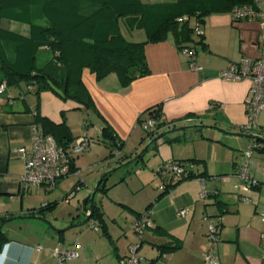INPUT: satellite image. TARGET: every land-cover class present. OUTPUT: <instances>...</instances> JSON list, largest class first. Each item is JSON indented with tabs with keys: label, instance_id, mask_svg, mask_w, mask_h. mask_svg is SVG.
I'll use <instances>...</instances> for the list:
<instances>
[{
	"label": "crops",
	"instance_id": "0c3cea01",
	"mask_svg": "<svg viewBox=\"0 0 264 264\" xmlns=\"http://www.w3.org/2000/svg\"><path fill=\"white\" fill-rule=\"evenodd\" d=\"M33 23H47L41 4L35 0H0L1 62L13 65L11 51H19L15 38L5 32L28 37ZM118 25L127 40L145 42L149 71L121 84L115 73L97 79L89 68H83L81 78L92 107L62 99L51 90L23 91L21 81L14 85L15 90L0 97V218L16 217L2 226L5 238L0 245V264H59L52 253L57 246L78 253L61 264H116L129 253V247L123 255L117 251L114 257L110 247L117 248V243L97 234L100 228L67 227L87 214L99 176L132 159L159 134L162 136L156 146L151 145L137 159L143 165L151 163L141 172V187L148 193L143 204L122 197L126 195L120 186L127 168H121L123 172L117 178L106 179L104 188H97L101 191L98 198L94 193V204L102 212L107 231L106 216L129 225L148 207L151 224L133 243L148 263L208 264L203 252L209 245L206 234L210 220L219 224L220 240L214 247L220 264H264V148L252 147L254 141L264 146V140H254L240 129L247 121L245 100L251 81L226 80L218 75L243 56L258 54L257 22L235 21L227 9L211 10L204 16L201 40L191 36V18L178 22L157 41H147L148 29L138 15L123 17ZM181 41L195 48L201 68H191L188 56L179 48ZM36 112L55 123L65 121L73 142L85 135L93 140L75 154V171L60 178L51 190L42 184L20 181L25 157L18 148L30 152ZM153 112L162 114L165 123L148 133L139 126L138 118H148ZM257 125L264 137V111ZM105 126L116 138L104 130ZM109 151L117 154L113 163ZM246 151H250L249 157ZM247 159L249 173L258 183L242 191L237 174ZM167 160L183 162L185 170L198 175L180 180L172 173L155 175V167ZM202 181L208 190L204 200L199 197ZM77 184L82 185L76 193L73 189ZM103 196L126 205L133 215L124 214L123 220H117L115 213L103 206ZM60 204L65 209L55 215ZM118 207L122 206H117V212L121 210ZM183 208L186 214L178 215ZM28 215L42 216L51 225L40 218L24 217ZM51 226L66 229L55 231ZM163 246L172 248L162 250Z\"/></svg>",
	"mask_w": 264,
	"mask_h": 264
},
{
	"label": "trees",
	"instance_id": "16d2710c",
	"mask_svg": "<svg viewBox=\"0 0 264 264\" xmlns=\"http://www.w3.org/2000/svg\"><path fill=\"white\" fill-rule=\"evenodd\" d=\"M250 2L252 0H35V3L41 4L47 23L31 24L32 32L28 37L12 31L5 32L15 38L18 52H24L28 59H32V64L26 71H18L0 60V80L4 79L8 84L25 80L28 85L34 86L33 91L51 90L62 99H72L89 108L93 101L81 78L83 68H89L97 79L115 73L121 84H127L149 71L144 52L145 42L127 40L120 31L119 19L138 15L148 29L147 41H157L163 39L168 30L178 22L187 21H178L179 17H194L197 25L203 29L204 16L209 11L227 9L231 12L235 5ZM192 29L193 27L190 29L191 36ZM195 38L201 40L202 36ZM183 42L185 41H181ZM40 49L48 50L49 56L43 63L36 64ZM153 113L152 115H157ZM35 122L65 149L74 140L65 121L55 123L36 112ZM104 130L116 138L108 126ZM117 144L121 146V142L117 141ZM255 148L261 149L262 145L259 143ZM177 162L184 166L183 162ZM71 171H75L73 165ZM107 175L108 173L98 189L104 188ZM196 175L198 174L186 170L185 174L178 176V180ZM43 209L44 207L40 208ZM91 218L98 219L102 233L109 236L102 212L95 204ZM5 219L6 217L0 218V223ZM3 238L5 236L0 231V245ZM171 248L163 246L162 250ZM150 263L152 262L148 264Z\"/></svg>",
	"mask_w": 264,
	"mask_h": 264
},
{
	"label": "built area",
	"instance_id": "2783aa9c",
	"mask_svg": "<svg viewBox=\"0 0 264 264\" xmlns=\"http://www.w3.org/2000/svg\"><path fill=\"white\" fill-rule=\"evenodd\" d=\"M232 19L239 20H255L258 24V54L256 56H243L239 61L232 62L227 67L219 71V76L226 80H238L247 78L251 81L249 94L245 100L247 121L241 126V130L251 135H260L257 118L264 111V0H252L250 3L235 5L231 9ZM193 19L192 33L195 37L203 36V29L197 25L194 17L185 15L179 17L178 21ZM182 53L188 56V62L191 68H201L196 61V53L194 48L186 42L180 44ZM29 90H33L32 84L28 85ZM7 90V81L0 80V97ZM173 122V121H172ZM139 125L146 130H153L158 124L165 123V117L162 114L151 115L148 118H139ZM170 123V122H167ZM93 142L88 136H81L72 142L67 149L60 146L55 138L48 133L43 132L42 127L38 123L32 126L31 134V150L27 152L25 147H20L18 150L25 157L23 173L20 175V181L23 183L42 184L46 190H51L56 182L69 175L75 154L86 149ZM259 143H252V147L258 146ZM246 156L249 157L250 151H246ZM248 159L243 162L238 170L240 182L238 183L239 190L247 191L251 186L257 185L258 181L249 173L247 167ZM155 172L162 175L172 173L175 175H183L186 173L185 167L177 161L167 160L155 167ZM208 195V190L201 182L199 197L204 200ZM247 200V197H244ZM185 208L178 211V215H185ZM264 220V212L261 213ZM207 218V216H206ZM150 208H146L134 220L132 224L133 230L141 234L145 226L150 225ZM91 228L98 230L100 222L96 218L90 219ZM207 239L209 240L208 247L203 252V258L208 264H220L219 257L216 253L214 244L220 240L219 224L214 221H207ZM58 263H63L69 258L78 255L76 250L61 249L58 246L52 251ZM118 264H146L144 256L137 252L136 245L129 246V253L120 258Z\"/></svg>",
	"mask_w": 264,
	"mask_h": 264
},
{
	"label": "rangeland",
	"instance_id": "374dc122",
	"mask_svg": "<svg viewBox=\"0 0 264 264\" xmlns=\"http://www.w3.org/2000/svg\"><path fill=\"white\" fill-rule=\"evenodd\" d=\"M39 53H38L37 58H36V64L43 63L46 60L47 56H49L48 50L46 51V50L40 49L39 50ZM24 54H25L24 52H23V54H21V52L15 53V51H11V54H10L11 55L10 58H12L11 59V62L15 64V65L13 64L14 66L13 65L12 66L15 67V68H17L18 71H26L27 69L30 68V65L32 64V59L31 58L28 59V57H26ZM0 75H1V73H0ZM21 83H22L21 89L23 91H26V90L29 89L28 86H27L28 83L25 80H22ZM16 84H17V82L15 84H14V82L13 83H10L9 84V88L7 89L8 91L6 90V92H4L3 95L6 94L9 91L15 90L14 85H16ZM113 151H115V150H113ZM139 152H141V150ZM107 155L111 157L110 158L111 159V161H110L111 163H113V162L116 161L117 158L115 156H117V154H115V152L113 154V152L111 153L109 151ZM133 158H134L133 161H131V162L125 164V165H123V163L128 162L129 160H126L125 162L119 163L116 167L113 166L112 168H110V172L108 173L106 179L113 180V179L117 178V176H120V173L123 172V171H121V168H124V169L127 168L128 169V172L126 174L124 173V175H126L125 176V181L123 180L124 182L120 186L121 193L123 195H126V196H122V197H124V199H126V200H128L130 202H133V203H142L143 204L146 201V198H147L148 193H147L146 190L142 189V187H141V179H140V178H142L141 172H142V167L148 166V165H149L148 167H150L151 163L149 162V164L143 165L142 164V160H137V159L135 160L136 155H134L132 157V159ZM150 171H151V169H150ZM153 173L158 176V173H156L154 171H153ZM103 174H101L99 176V178ZM147 176H148V173H146V177ZM148 179H151V178H148ZM136 182L139 183V186L136 184ZM72 185L73 184H71L70 188L72 187ZM81 185L80 184H77L74 187L73 190L77 193L78 190H79V188L81 187ZM122 188H124V191H123ZM100 193H101L100 190H97L95 192L97 198L99 197V194ZM102 198H103V206L105 208H108L112 213H115V216L117 217V220H118V217H120L121 220H123L124 219V214H131V215H133V213L131 212V209L128 208L126 205L124 206L123 204H120V203L111 202L109 200V197L108 196H103ZM118 204L120 206H122V207L121 208L118 207L121 210H119L117 212V206H119ZM64 209H65V205L64 204H60L57 207L56 211H55V215L58 214L59 212L61 213V211L64 210ZM145 209L146 208H143L140 212L144 211ZM45 210H47V209H45ZM20 220H22V219H20ZM16 221H19V219L16 220ZM31 221L32 222H35V219H31ZM105 221H106V223L108 225V232L111 233V235L108 236L109 242L112 243L113 241H115L117 243L116 244L117 248L114 247L115 245H112V247H110V251L113 253L114 257L116 256V252L117 251H118L117 253L123 255L124 251H128L129 245H132L133 243H135V241L139 238L140 234L136 233L133 230V228H132L133 222L131 223V221H129V225L130 226L128 225V223L125 224V222H123V221H121V222L118 221V223H117V222H115L113 219H111L108 216L105 217ZM37 222H38V220H37ZM15 223H17V222H13L14 225H15ZM89 225H90V220H88L84 225H81V226H89ZM91 229H93V228H91ZM93 230H95V229H93ZM97 234H100V235L105 236L102 233V228L101 227H100L99 231L97 232ZM133 245H135V244H133ZM104 248H106V247L104 246ZM117 261L115 262L116 264H117Z\"/></svg>",
	"mask_w": 264,
	"mask_h": 264
},
{
	"label": "water",
	"instance_id": "95a60500",
	"mask_svg": "<svg viewBox=\"0 0 264 264\" xmlns=\"http://www.w3.org/2000/svg\"><path fill=\"white\" fill-rule=\"evenodd\" d=\"M176 129H180V128H176ZM162 136V134H159L157 135L156 137H154L153 139H151L143 148V150H141V152H139L137 155H136V158L135 159H138V157L142 154H144L148 148L152 145L153 147L156 146L155 143L158 141V139ZM247 136H250L252 137L254 140H264V137L260 136V135H247ZM262 148H264V146H262ZM133 159H130L128 162H125L123 163V165L133 161ZM122 165V164H121ZM110 171H108L107 173H109ZM106 172L99 178V180L97 181L96 185H95V188L92 192V195H91V198H90V206H89V210L87 212V214L85 215L84 219L80 222H77L75 224H71L70 226H68L67 228H70L72 226H81V225H84L90 218V215L91 213L93 212V209H94V201H93V195L95 193V191L97 190L100 182L102 181V179L104 178V176L107 174ZM24 217H36V218H40L42 220H44L48 225H51L49 221H47L45 218H43L42 216H39V215H28V216H24ZM13 218H16L15 216L14 217H10V218H6L5 220H3L1 223H0V231H2V226L4 225L5 222L9 221L10 219H13ZM52 227V226H51ZM53 230L55 231H63L64 229L66 228H59V229H56L54 227H52Z\"/></svg>",
	"mask_w": 264,
	"mask_h": 264
},
{
	"label": "clouds",
	"instance_id": "9594fccd",
	"mask_svg": "<svg viewBox=\"0 0 264 264\" xmlns=\"http://www.w3.org/2000/svg\"><path fill=\"white\" fill-rule=\"evenodd\" d=\"M90 219V218H89Z\"/></svg>",
	"mask_w": 264,
	"mask_h": 264
}]
</instances>
